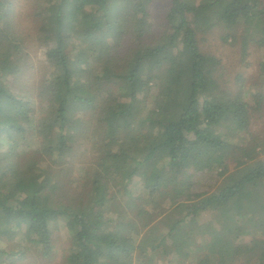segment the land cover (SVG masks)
Instances as JSON below:
<instances>
[{
	"label": "trees",
	"instance_id": "obj_1",
	"mask_svg": "<svg viewBox=\"0 0 264 264\" xmlns=\"http://www.w3.org/2000/svg\"><path fill=\"white\" fill-rule=\"evenodd\" d=\"M32 1L37 38L55 45L28 84L13 1L0 0L2 261L52 260L56 222L70 235L60 264H157L161 250L176 264H264V212L247 202L251 186L264 203V135L248 130L264 90L234 91L200 47L222 28L242 57L264 49V3L170 0L155 31V0ZM74 156L97 159L77 195L54 173ZM202 172L221 178L212 193L193 191Z\"/></svg>",
	"mask_w": 264,
	"mask_h": 264
},
{
	"label": "rangeland",
	"instance_id": "obj_2",
	"mask_svg": "<svg viewBox=\"0 0 264 264\" xmlns=\"http://www.w3.org/2000/svg\"><path fill=\"white\" fill-rule=\"evenodd\" d=\"M11 6H9V19H15L14 21V30L19 36H21L25 42L26 50L25 53L28 54L27 62V74L24 78V82L30 84L33 80L39 82L45 75V69H42L45 58L44 52L52 48L55 43L54 40L45 41L43 39L37 38V24L34 17L36 10V3L32 0H20L21 3H18L17 0H12ZM199 1V0H196ZM264 3V0H259ZM170 0H155L153 4V18H152V29L155 31H162L163 18L169 7ZM27 16L28 19H27ZM229 32L223 30L222 28H216L206 36H202L205 39L201 40L200 47L201 51L205 54L217 56L221 60L222 69L220 74L222 76L221 81L228 82L232 85L233 90L245 87H254L257 90H264V49H258L255 46H250L247 49V54L241 56V44L229 38L224 42L223 37ZM235 33V32H233ZM231 33V34H233ZM241 34V29L238 30L235 36ZM201 37V38H202ZM76 46L77 43L72 40L71 47ZM18 82V79L14 81ZM79 95V94H78ZM248 130H251L254 134L264 135V109L260 113H256L254 118L250 122ZM84 160V161H83ZM68 168L64 166H57V169L54 170L55 174H58V179L65 184V187L69 190H74L75 194L81 192L80 186L83 183V173H84V162H91V170H97L96 162L97 159L91 157H84L79 159L78 156L69 158ZM102 172H105L103 168H100ZM156 170H154L149 175H143L136 179L134 184L135 191L142 189V184L146 183L151 185L154 182L156 176ZM5 176H10L11 171L5 172ZM221 178H219L216 172H202L195 174L193 176V191L195 193H212L218 186L221 185ZM248 190L251 191L248 197V203L253 207L258 209L259 216L263 215L264 212V203L259 194H257L254 189L249 186ZM123 209V206L120 207ZM53 241L55 243V253L52 260L44 261L41 258L37 257V253L30 251L27 255L19 257L17 260L13 259L12 261H2V255L0 254V264H60L63 256L65 255L70 235L68 231L58 225L56 222H53ZM259 238H264V234H258ZM21 243L18 237L9 243L10 248L19 246ZM14 246V247H13ZM237 252L243 250V246H239ZM159 252L157 264H176L173 259L165 258L163 253ZM146 258V257H145ZM144 256L136 255L133 264H153L151 259L145 260ZM170 260V261H169ZM241 260V257L237 259ZM12 262V263H10ZM192 264V263H190Z\"/></svg>",
	"mask_w": 264,
	"mask_h": 264
}]
</instances>
